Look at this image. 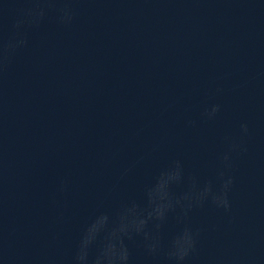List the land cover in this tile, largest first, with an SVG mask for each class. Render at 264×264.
<instances>
[{"label": "water", "instance_id": "obj_1", "mask_svg": "<svg viewBox=\"0 0 264 264\" xmlns=\"http://www.w3.org/2000/svg\"><path fill=\"white\" fill-rule=\"evenodd\" d=\"M9 12L5 35L21 5ZM71 26L50 12L0 77V204L95 219L131 202L172 161L184 182L219 188L227 137L232 211L188 222L199 247L264 264V0H76ZM217 89L222 91L218 92ZM221 106L212 120L204 110ZM194 121V124H189ZM128 170L127 172L125 170ZM68 181L65 193L57 191ZM170 215L162 234L180 228Z\"/></svg>", "mask_w": 264, "mask_h": 264}, {"label": "clouds", "instance_id": "obj_2", "mask_svg": "<svg viewBox=\"0 0 264 264\" xmlns=\"http://www.w3.org/2000/svg\"><path fill=\"white\" fill-rule=\"evenodd\" d=\"M8 3L21 6L13 9L16 15L8 35H5L3 20L9 9L0 6V77L7 72L17 52L28 46V29L39 28L50 12L56 14L57 23L63 26H71L77 15L76 0H5V4ZM220 110L219 104H212L203 115L212 120ZM240 129L238 140L226 138L228 148L221 157L217 190L211 183L201 188L195 177H190L188 190L180 195L174 194L173 187L180 186L185 179L182 162L174 160L159 173L154 184L146 186L144 207L131 201L119 209L111 223L107 213L96 216L82 232L69 264H135L129 242L135 243L148 258L158 259L163 254L166 264H190L191 258L198 253L201 235V230L188 222L190 213L197 208L203 209L209 203L226 214L232 211L229 195L235 177L226 170L233 167V154L248 151L245 143V137L249 135L248 124L242 123ZM67 190L68 181L61 180L57 191L65 193ZM170 215L182 227L165 243L162 230ZM0 258L7 259L2 248ZM212 264H260V260L254 256H231L218 258Z\"/></svg>", "mask_w": 264, "mask_h": 264}]
</instances>
